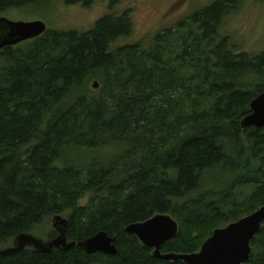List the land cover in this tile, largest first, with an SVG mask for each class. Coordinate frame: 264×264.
<instances>
[{
  "label": "trees",
  "instance_id": "trees-1",
  "mask_svg": "<svg viewBox=\"0 0 264 264\" xmlns=\"http://www.w3.org/2000/svg\"><path fill=\"white\" fill-rule=\"evenodd\" d=\"M51 1L0 0V12ZM244 1L214 0L147 46L116 44L132 31L124 10L86 31L47 29L0 50V249L54 215L67 219L68 241L105 231L117 248L108 256L27 247L0 264H184L155 258L124 228L167 213L178 232L161 251L192 253L264 205V127L240 125L264 91V52L237 51L220 33ZM90 81L98 94L68 99ZM109 144L123 148L109 163L57 165L69 149ZM250 246L249 264H264V222Z\"/></svg>",
  "mask_w": 264,
  "mask_h": 264
},
{
  "label": "rangeland",
  "instance_id": "rangeland-1",
  "mask_svg": "<svg viewBox=\"0 0 264 264\" xmlns=\"http://www.w3.org/2000/svg\"><path fill=\"white\" fill-rule=\"evenodd\" d=\"M214 0H118L110 7V0H92L88 6L69 5L64 0H53L46 5L25 6L0 12V17L9 21H42L48 30L86 31L94 22L109 12L117 15L124 10H131L132 31L126 37L117 40V45L142 43L149 45L157 32L174 25L181 18L206 6ZM220 33L230 38V43L237 51L250 54L264 52V1L245 0L238 9L225 17ZM100 91L93 87V81L82 89H74L68 99H75L80 94L95 95ZM123 151L121 145L109 144L99 148L69 149L57 162L59 166L75 165L88 167L93 162L109 163ZM218 176L208 178L205 185H214ZM251 189H244L248 194ZM245 194V195H246ZM87 196L80 200L86 203ZM52 217L45 219L32 230L33 235L48 240V233L53 230ZM10 245V244H9Z\"/></svg>",
  "mask_w": 264,
  "mask_h": 264
},
{
  "label": "water",
  "instance_id": "water-1",
  "mask_svg": "<svg viewBox=\"0 0 264 264\" xmlns=\"http://www.w3.org/2000/svg\"><path fill=\"white\" fill-rule=\"evenodd\" d=\"M42 21H9L0 17V50L15 46L21 42L34 39L46 31ZM93 82V87H98ZM251 113L245 116L240 125L242 128L264 127V91L250 103ZM264 222V205L244 217L213 230L201 245L192 253H163L161 246L178 232L177 221L167 213H156L150 218L128 224L124 231L135 236L140 244L151 250V255L165 262L182 261L184 264H249L250 242L260 231ZM57 235L43 240L31 233L16 235L10 246L1 248L0 255H12L30 247L42 254H51L54 250L68 251L77 246L86 254L102 253L114 256L117 253L115 238L105 231L79 241H68L66 229L68 221L60 215L51 219Z\"/></svg>",
  "mask_w": 264,
  "mask_h": 264
}]
</instances>
